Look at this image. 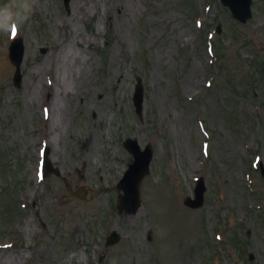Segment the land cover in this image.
Returning <instances> with one entry per match:
<instances>
[{
    "label": "rangeland",
    "instance_id": "1",
    "mask_svg": "<svg viewBox=\"0 0 264 264\" xmlns=\"http://www.w3.org/2000/svg\"><path fill=\"white\" fill-rule=\"evenodd\" d=\"M95 2L0 0L27 17L0 19V264H264V0L243 23L219 0ZM60 50L85 70L59 119ZM128 136L154 148L135 214L116 209ZM44 143L86 200L60 176L41 178ZM200 176L205 202L193 209L183 199ZM112 229L120 241L106 246Z\"/></svg>",
    "mask_w": 264,
    "mask_h": 264
},
{
    "label": "bare ground",
    "instance_id": "2",
    "mask_svg": "<svg viewBox=\"0 0 264 264\" xmlns=\"http://www.w3.org/2000/svg\"><path fill=\"white\" fill-rule=\"evenodd\" d=\"M97 1L98 0H96L95 4L93 5L94 10H98ZM120 7L125 11V13H128L127 8L126 6H124V4H121ZM74 34L75 37H72V35L70 37V41L73 40L74 42H77V32L74 31ZM56 58L59 65L57 69L58 76L54 78L53 83L57 86V90L53 94L52 91L50 94V90L48 89H46V92L51 95L50 99H52L57 94L56 104L58 107L56 108L55 112L57 114V117H59L60 119L65 110L64 102L66 101V96L71 93L70 86L82 76V73L85 70V62H83L84 60L80 56L78 57L77 54H69L64 52L63 50H60L59 55H56ZM48 59L49 55L44 59L43 62H46ZM196 66L197 65L194 64V67ZM36 93L37 89L35 88L32 92V96H35ZM75 94H77V92ZM49 115H52V111ZM7 260L10 262V264H17L13 262L12 255L10 257L8 256Z\"/></svg>",
    "mask_w": 264,
    "mask_h": 264
},
{
    "label": "water",
    "instance_id": "3",
    "mask_svg": "<svg viewBox=\"0 0 264 264\" xmlns=\"http://www.w3.org/2000/svg\"><path fill=\"white\" fill-rule=\"evenodd\" d=\"M225 4L230 5L231 9L233 10L234 14L236 17H238L241 20H246L247 17H249L251 15V10H250V6H251V0H222ZM128 142H133L135 143V141L132 140H128ZM151 154V152H150ZM150 159V155L146 157V159H139L137 160L135 166H132L131 169L128 171L129 173L132 172V170L137 167L138 165L140 166L139 171L137 174H139L137 176V178L134 181V185L136 186V189L138 188L139 185V181L140 178L142 177V175L147 171V163ZM124 189L126 190L127 188V178L124 180L123 185ZM138 199L135 198L132 203H135V205L137 204ZM127 195H124L121 197L120 199V207L123 208H127V209H135L133 207V205L128 204L127 203Z\"/></svg>",
    "mask_w": 264,
    "mask_h": 264
},
{
    "label": "clouds",
    "instance_id": "4",
    "mask_svg": "<svg viewBox=\"0 0 264 264\" xmlns=\"http://www.w3.org/2000/svg\"><path fill=\"white\" fill-rule=\"evenodd\" d=\"M0 19L21 24L25 19H27V17L21 15L18 11H15L11 5L6 4L4 6H0ZM0 30L3 29L0 28Z\"/></svg>",
    "mask_w": 264,
    "mask_h": 264
}]
</instances>
